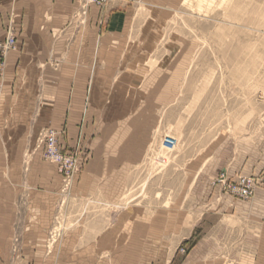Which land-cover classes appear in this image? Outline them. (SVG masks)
<instances>
[{
  "label": "crops",
  "instance_id": "crops-1",
  "mask_svg": "<svg viewBox=\"0 0 264 264\" xmlns=\"http://www.w3.org/2000/svg\"><path fill=\"white\" fill-rule=\"evenodd\" d=\"M145 2L78 16L76 0H0V42L10 33L16 45L0 60V264H264L262 188L247 201L215 190L181 212L115 209L144 148L113 150L103 129L139 98L126 92L139 90V60L156 41L132 33ZM43 127L62 150L80 142L90 155L64 198L35 147Z\"/></svg>",
  "mask_w": 264,
  "mask_h": 264
},
{
  "label": "rangeland",
  "instance_id": "rangeland-1",
  "mask_svg": "<svg viewBox=\"0 0 264 264\" xmlns=\"http://www.w3.org/2000/svg\"><path fill=\"white\" fill-rule=\"evenodd\" d=\"M145 1L132 33L156 41L139 60V90L126 92L139 97L131 99L128 120L105 124L103 142L113 150L144 148L131 156L135 163L116 188L124 196L116 210L139 204L181 212L194 198L222 193L212 186L221 175H264V0ZM47 130L56 134L61 154L81 161L68 190L58 167L44 158L39 139ZM58 136L43 127L35 147L56 168L64 198L89 152L80 142L62 150ZM171 140L172 149H165Z\"/></svg>",
  "mask_w": 264,
  "mask_h": 264
},
{
  "label": "built area",
  "instance_id": "built-area-1",
  "mask_svg": "<svg viewBox=\"0 0 264 264\" xmlns=\"http://www.w3.org/2000/svg\"><path fill=\"white\" fill-rule=\"evenodd\" d=\"M77 1L80 10L78 14L82 16H85L88 6L102 7L107 2V0ZM14 51H16L15 37L8 33L5 40L0 42V60L2 61L7 54ZM39 142L44 148L45 160L58 167L63 176L64 189L68 190L78 172L81 161L75 155L60 153L57 147L56 134L51 130L43 131ZM171 142L172 140L166 143L165 149H172L173 144ZM212 186L235 199L247 201L253 197L256 189H264V175L258 177L239 176L233 179L221 175L212 183ZM181 252L183 253V250Z\"/></svg>",
  "mask_w": 264,
  "mask_h": 264
}]
</instances>
